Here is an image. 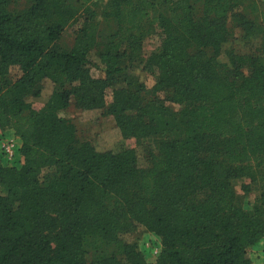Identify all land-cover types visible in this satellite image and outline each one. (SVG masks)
Returning a JSON list of instances; mask_svg holds the SVG:
<instances>
[{"label": "trees", "instance_id": "1", "mask_svg": "<svg viewBox=\"0 0 264 264\" xmlns=\"http://www.w3.org/2000/svg\"><path fill=\"white\" fill-rule=\"evenodd\" d=\"M18 1L0 0V133L20 138L23 158L11 166L0 154V264H148L137 241L126 239L140 227L161 238L155 264H252L249 251L264 238V7L22 0L20 8ZM159 5L165 10L156 14ZM78 8L84 28L61 49ZM94 19L106 33L100 39ZM153 24L165 30L148 60L160 71L154 85L111 89L128 62L142 60L141 32ZM238 30L249 50L233 46ZM95 48L105 79L88 68ZM13 68L21 72L15 82L7 77ZM47 84L48 100L35 110L30 98ZM167 90L178 112L143 103V92ZM72 98L82 110L107 107L124 138H153L138 142L143 160L136 148L77 142L73 122L59 116ZM244 177L261 183L252 210L234 188Z\"/></svg>", "mask_w": 264, "mask_h": 264}, {"label": "rangeland", "instance_id": "2", "mask_svg": "<svg viewBox=\"0 0 264 264\" xmlns=\"http://www.w3.org/2000/svg\"><path fill=\"white\" fill-rule=\"evenodd\" d=\"M75 0H70L74 2ZM102 2L103 4H97L98 6H103L108 0H95ZM262 7H264V0H256ZM20 8L25 6V1L19 0L17 2ZM248 2H244L239 6V9L242 10L245 8ZM164 7L160 5L156 9V14L158 12L164 11ZM77 16L78 20L68 23L62 34L60 41L58 42V47L61 49H69L72 47L78 37V30L84 28V9L78 8ZM81 15V17L79 16ZM152 15V13H151ZM101 21V20H100ZM98 21V22H100ZM94 19V33L100 39L104 37L106 33L102 31V26L98 24ZM239 31V30H238ZM143 36L141 39V44L139 48V53L141 56V61L137 62H128L129 69L126 71V77L121 75L118 80H113L111 83V89H125L130 86V83H144L148 88H151L155 83V77L159 76V68L156 66H151L148 63L149 58L156 53L161 47L165 39V30L160 24L148 25L145 29L142 30ZM244 32L241 30L237 33V40L233 43V46L238 47L240 50H249V45L244 44L243 38ZM104 43V42H103ZM98 45V47H103L104 44ZM231 46L230 44L227 45ZM97 48V47H96ZM96 48L91 54L90 61L88 62V68L90 69L91 77L96 79H105V69L101 64L99 59L96 56ZM247 70H244L246 73ZM21 76V72L17 68H13L9 74L8 79L11 82H15ZM125 78V82L121 81L122 78ZM52 91L51 84L45 85L43 94L40 97H32L30 101L35 110H40L47 102L48 96ZM142 98L143 103L145 102H154L157 107L163 105L166 107V110L169 112L176 111L178 112L181 108L179 103L173 102V91H158L156 94H151L148 92H143ZM112 100V92L108 90L107 92V104ZM108 108L102 109H92V110H82L77 103V99L72 98L70 106L66 109L59 111V116L71 120L76 127L75 136L77 142H88L92 145H95L100 150H113L118 151L122 148L132 147L136 148L139 154V157L143 160V153L141 147L138 146V142L144 144H152L153 138L147 137L143 139H138L135 137L124 138L117 128L116 118L113 114L108 113ZM133 112H128L131 114ZM9 138L7 135L0 137V144L2 138ZM21 146V142L17 140ZM234 188L241 197V200L245 208L252 210L258 199L261 196V183L259 181L252 182L249 177H244L236 179L234 181ZM126 239L129 241H137L138 252L141 254L143 259L148 264H155L158 260L159 254L162 248L161 238L154 234L147 232L143 227H140L136 234L126 236ZM93 254L88 253L86 255V260L89 262L92 260Z\"/></svg>", "mask_w": 264, "mask_h": 264}, {"label": "built area", "instance_id": "3", "mask_svg": "<svg viewBox=\"0 0 264 264\" xmlns=\"http://www.w3.org/2000/svg\"><path fill=\"white\" fill-rule=\"evenodd\" d=\"M19 148L20 144L16 138H2L0 144V154L3 157V162L11 166L21 163L23 158L19 152Z\"/></svg>", "mask_w": 264, "mask_h": 264}, {"label": "crops", "instance_id": "4", "mask_svg": "<svg viewBox=\"0 0 264 264\" xmlns=\"http://www.w3.org/2000/svg\"><path fill=\"white\" fill-rule=\"evenodd\" d=\"M3 135H7L9 138L14 137L21 142L20 138L11 130L0 133V137ZM249 258L251 259L252 264H264V238L250 249Z\"/></svg>", "mask_w": 264, "mask_h": 264}]
</instances>
